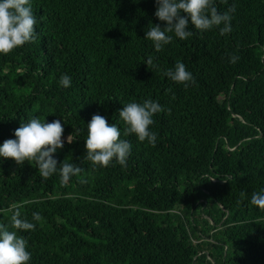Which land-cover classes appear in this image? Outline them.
Returning <instances> with one entry per match:
<instances>
[{"label": "trees", "instance_id": "1", "mask_svg": "<svg viewBox=\"0 0 264 264\" xmlns=\"http://www.w3.org/2000/svg\"><path fill=\"white\" fill-rule=\"evenodd\" d=\"M31 2L37 39L0 55V144L32 117L62 118V139L79 135L56 159L83 171L61 184L0 161V224L15 230L9 209L42 216L17 230L29 264H264V209L250 203L264 189V0H213L235 7L230 33L193 29L160 52L143 40L149 22L164 26L154 0ZM177 61L193 74L187 86L164 75ZM147 99L164 108L155 146L122 135L125 164L84 158L94 114L123 133L122 104Z\"/></svg>", "mask_w": 264, "mask_h": 264}, {"label": "clouds", "instance_id": "2", "mask_svg": "<svg viewBox=\"0 0 264 264\" xmlns=\"http://www.w3.org/2000/svg\"><path fill=\"white\" fill-rule=\"evenodd\" d=\"M155 17L164 24L149 25L144 33V39L151 41L156 52H160L174 37L186 40L194 35L195 30L206 32L217 28L221 35L232 31L230 13L235 12L233 6L228 11L220 12L213 0H154ZM38 23L33 13L31 0H0V55H6L27 43L35 41L39 35L35 28ZM231 63L238 59L233 55ZM158 68L153 57L149 56L144 62ZM164 75L178 84L194 80L191 71L187 70L183 61H177L174 67L164 71ZM72 78L62 74L59 85L69 88ZM118 111L119 120L123 122V133L117 123H108L106 116L94 114L86 125L84 139L85 156L92 165L106 167L113 161L125 164L131 154L132 144L121 138L134 134L141 141L155 146L157 133L151 130L154 115L164 111L158 101L147 99L142 103L135 100L123 103ZM65 122L62 118L46 122L39 117H32L21 123L14 131L12 139L0 144V161L10 159L16 165H35L39 175L47 180L55 174L60 177L61 184H67L73 176H78L83 169L76 163L58 162L56 153L65 144H73L79 135V130L63 138ZM230 179V178H229ZM243 195H247L245 192ZM250 203L264 209V189L250 195ZM11 228L0 224V264H29L32 258L28 250V241L18 234L20 231H32L41 221L39 212L32 213V219L23 218L19 209H9Z\"/></svg>", "mask_w": 264, "mask_h": 264}]
</instances>
